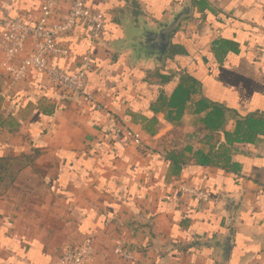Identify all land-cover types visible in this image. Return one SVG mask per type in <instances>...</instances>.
<instances>
[{"label": "crops", "instance_id": "0c3cea01", "mask_svg": "<svg viewBox=\"0 0 264 264\" xmlns=\"http://www.w3.org/2000/svg\"><path fill=\"white\" fill-rule=\"evenodd\" d=\"M44 1L0 0V31L5 17L38 21ZM184 1L89 0L104 15L105 32L91 45L76 28L61 41L70 54L57 66L77 71L92 46L87 91L98 109L51 88L33 70L12 85L0 50V157L22 165L0 180V264H59L64 250L86 238L94 247L88 264H264V136L230 147L241 164L237 173L199 166L193 155L221 144L201 124L208 111H194L200 99L227 109V131L244 116L264 115V0H205L212 12L206 18L188 0L192 13L171 39L180 54L160 69L187 70L199 90L172 123L157 102L160 69L132 63L119 41L138 17L153 26ZM220 40L236 51L219 61L211 49ZM32 47L29 41L20 58ZM179 82L176 75L171 83ZM115 129L138 134L141 146L110 141ZM190 188L206 191L210 201L192 199ZM224 197L237 199L231 224ZM119 246L130 260L114 254Z\"/></svg>", "mask_w": 264, "mask_h": 264}, {"label": "built area", "instance_id": "2783aa9c", "mask_svg": "<svg viewBox=\"0 0 264 264\" xmlns=\"http://www.w3.org/2000/svg\"><path fill=\"white\" fill-rule=\"evenodd\" d=\"M62 4H66L65 13L58 15ZM40 18L36 22H26L22 18L5 17L1 24L0 50L6 60V72L12 85L22 82L29 70L43 77L46 84L55 90L80 96L83 102L100 108L87 91V76L94 68L92 46L81 57L80 68L69 72L57 66V62L67 58L69 49L61 43L76 28L85 31L86 40L93 45L105 32L104 15L89 6V0H45L40 6ZM55 18H57L55 20ZM32 43V52L20 58L28 42ZM107 138L121 148L141 146L138 134L129 130H112ZM198 202L207 203L210 195L200 189L185 191ZM114 254L130 260L131 255L123 247L114 249ZM94 255L90 238L82 244L62 252L59 264H88Z\"/></svg>", "mask_w": 264, "mask_h": 264}, {"label": "trees", "instance_id": "16d2710c", "mask_svg": "<svg viewBox=\"0 0 264 264\" xmlns=\"http://www.w3.org/2000/svg\"><path fill=\"white\" fill-rule=\"evenodd\" d=\"M192 3L204 18L212 13L205 0H192ZM215 45L216 46L211 50L216 58H222L228 52L236 51L235 45L226 40L217 41ZM179 47L177 43H174V40L171 41L165 63L171 60L175 55L180 54ZM181 48L185 50L184 46H181ZM175 72L176 73H165L162 69L157 71V76L161 84H163V88L158 91L157 102L161 107L167 110L165 118L172 123L181 120L189 102H191L192 95L199 90V82L190 72L187 70L184 72L176 70ZM176 75L180 76V82L173 85L171 82ZM193 106L197 114L208 111L206 116L201 119V124L209 135H218L221 142L216 150L211 149V152L207 154L201 150L196 151L193 154L195 163L199 166L216 167L225 172H239L241 170V164L232 161L230 147H234L236 144L254 143L259 137L264 136V115L250 114L244 116L235 123L232 131H227L225 129L226 108L217 103H212L210 105L205 99H200L195 102ZM186 151L188 153L192 152L190 148H187ZM35 155L37 154L35 153ZM14 160L15 159L0 157V180H3L5 174L9 178H13L20 170L22 165L17 162L15 164L11 162ZM171 160L176 169H178L179 161L175 158Z\"/></svg>", "mask_w": 264, "mask_h": 264}, {"label": "water", "instance_id": "95a60500", "mask_svg": "<svg viewBox=\"0 0 264 264\" xmlns=\"http://www.w3.org/2000/svg\"><path fill=\"white\" fill-rule=\"evenodd\" d=\"M191 13V4L188 0H185L171 11L169 19L156 21L153 26L147 25L141 17H138L137 27L131 29L126 34V38L119 42L126 45L132 63L160 69L164 65L172 36L175 34L181 21L190 16ZM223 200L226 204L225 213L228 216L227 222L231 224L232 212L237 204V199L235 197H224ZM230 249L231 231H228L223 242L224 260L228 257Z\"/></svg>", "mask_w": 264, "mask_h": 264}]
</instances>
